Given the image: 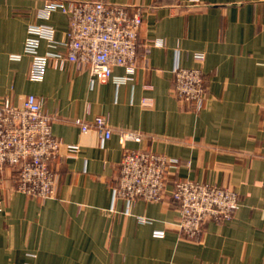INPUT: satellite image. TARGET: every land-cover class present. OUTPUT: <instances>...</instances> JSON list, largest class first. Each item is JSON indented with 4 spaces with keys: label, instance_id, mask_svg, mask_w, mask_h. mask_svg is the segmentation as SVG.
Segmentation results:
<instances>
[{
    "label": "crops",
    "instance_id": "obj_1",
    "mask_svg": "<svg viewBox=\"0 0 264 264\" xmlns=\"http://www.w3.org/2000/svg\"><path fill=\"white\" fill-rule=\"evenodd\" d=\"M77 1L0 0V105L38 97L61 144L53 198L16 191L11 169L0 176V264H264V0H104L142 12L139 42L149 52L139 48L133 72L114 68L100 83L48 57L42 79L30 80L29 27L53 30L52 42L39 39V55L64 58L68 17L54 5ZM175 66L201 69L200 110L171 93ZM97 116L108 140L73 123ZM122 132L141 141L122 146ZM127 150L178 161L163 201L112 202ZM186 179L228 187L240 203L229 221L205 223L196 242L179 234L168 196Z\"/></svg>",
    "mask_w": 264,
    "mask_h": 264
},
{
    "label": "built area",
    "instance_id": "obj_2",
    "mask_svg": "<svg viewBox=\"0 0 264 264\" xmlns=\"http://www.w3.org/2000/svg\"><path fill=\"white\" fill-rule=\"evenodd\" d=\"M68 17L66 55H39V39L53 41V30L47 26L29 27V37L24 52L31 57L29 78L40 81L48 57L66 61L78 71H86L92 80L104 83L112 78L114 68H124L132 73L137 64L139 48L144 57L148 45L139 42L142 23L140 9L129 10L123 5H112L104 0H80L67 5H54ZM155 44V43H154ZM157 44V43H156ZM19 56H13L18 59ZM198 64L202 55H196ZM171 93L179 103H193L197 110L203 106L206 88L199 67L172 70ZM146 104V101H143ZM82 133L95 129L101 141L111 137L108 122L97 116L86 123L74 119ZM142 135L122 132L119 143H138ZM61 144L51 129V117L42 111V101L34 95L23 98L20 106L7 100L0 105V176L6 169L16 172L15 190L33 199L53 198L58 175L53 166L60 156ZM68 154H75L77 146H66ZM178 161L149 151L127 150L118 166V174L111 189L112 202L122 200L127 206L135 201L161 202L166 196L167 176ZM176 205L177 230L186 240L196 242L205 223H224L232 219L239 209L237 193L228 187H218L191 180H175L168 193ZM144 221V219H141ZM163 233H157L162 237Z\"/></svg>",
    "mask_w": 264,
    "mask_h": 264
}]
</instances>
